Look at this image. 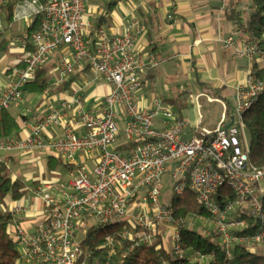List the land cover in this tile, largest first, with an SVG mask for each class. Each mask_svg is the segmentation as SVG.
Listing matches in <instances>:
<instances>
[{"label":"built area","instance_id":"1","mask_svg":"<svg viewBox=\"0 0 264 264\" xmlns=\"http://www.w3.org/2000/svg\"><path fill=\"white\" fill-rule=\"evenodd\" d=\"M14 1L0 0V8ZM87 2L22 0L15 8L17 19L32 16L40 22L23 43L21 62L11 69L0 112L19 106L27 86L51 63L53 54L63 49L56 68L65 78L87 67L111 88L98 108L89 107L80 91H75L70 100L31 125L25 138H0V152H51L69 167L65 182L47 181L38 187L45 221L36 232L28 235L15 224L18 264H115L119 246L112 235L96 249L83 245L89 228L112 225L120 227L121 239L131 243L130 251L151 247L161 238L168 251L184 258L173 202H161L167 179L175 183V195L187 188L194 192L210 215L201 220L216 227L228 258L235 244H264V203L256 191L264 182V165L251 161L243 118L264 94V51L260 48L264 31L261 38L249 41L219 37L225 50L262 66L249 71L236 88L232 120H228L225 103L208 98L223 106L222 121L214 131L202 129L200 136L187 140L183 133L188 123L159 97L148 109L135 101L146 68L156 64L152 55L135 52L139 39L148 33L145 25L133 20L123 35L113 36L87 18ZM260 10L253 1L244 9L250 16ZM50 127L61 128L62 134L49 138L45 131ZM94 157L92 168L86 161L79 162ZM227 188L233 199L222 194ZM24 211L16 202L9 213L14 216ZM243 214L258 224L253 236L234 234L250 227L247 220L238 218ZM91 221L96 224L90 225ZM79 228L87 229L83 240L77 238ZM193 259L203 263L205 257L197 254Z\"/></svg>","mask_w":264,"mask_h":264},{"label":"crops","instance_id":"2","mask_svg":"<svg viewBox=\"0 0 264 264\" xmlns=\"http://www.w3.org/2000/svg\"><path fill=\"white\" fill-rule=\"evenodd\" d=\"M21 1L15 0L12 3V18H9L8 13L9 2L0 8L3 16L0 17V99L11 79L12 67L19 64L23 58V43L35 21L32 16L25 19L16 18L15 8ZM251 2L252 0L247 4H243V0H130L129 4L119 7L118 11L117 7L110 9L111 16L107 17L102 8L95 6L90 9L88 0L86 16L97 27L105 28L113 36L123 35L133 20L140 21L147 28L148 33L139 39L135 52L138 56L152 55L156 58V64L149 65L141 77L142 87L135 97L140 108H152L156 96L167 106L173 103L174 100H168L163 95L173 94L171 85L178 83V73L182 70L185 75H190L200 84L201 93L198 96L204 95L207 100H220L230 105V110L227 106V117L232 120L231 111L236 88L249 71L258 70L262 64L256 60L238 57L234 50H225L218 39L226 38L225 30L236 32L233 23L228 19V12L234 7L244 10ZM88 15H94V18ZM232 35L236 36L228 34ZM236 39L239 40V37ZM63 51L64 49L54 53L51 63L47 66L51 80L57 71V60ZM110 89V85L102 77L87 67L77 69L71 78L63 79L60 76L55 85L42 94H30L26 89L22 103L8 110L20 126L14 137L25 138L31 125L41 122L62 101L70 100L73 92L80 91L89 107L98 108ZM208 102L213 103L209 100ZM199 105L197 110L185 105H179L177 110L173 109L176 115L188 123L183 133L184 139L200 136L202 129H216L203 126ZM79 133L82 134L83 131ZM45 134L51 139H56L62 134V129L50 127L46 129ZM0 158L8 165L11 177L22 181L28 190V194L20 201H14L9 196L1 212L8 213L16 202L21 203L26 211L12 216L11 236L16 239L15 224L21 225L28 235H32L45 221L43 201L37 193L38 187L48 179L51 182H65L68 180L69 167L51 152H0ZM96 159L80 158L79 162L86 161L92 168ZM50 160H54L52 170L49 169ZM55 160L59 166H56ZM60 169H63V172H60ZM36 170H39L41 179L35 178Z\"/></svg>","mask_w":264,"mask_h":264},{"label":"trees","instance_id":"3","mask_svg":"<svg viewBox=\"0 0 264 264\" xmlns=\"http://www.w3.org/2000/svg\"><path fill=\"white\" fill-rule=\"evenodd\" d=\"M259 4L260 11L254 15H248L244 10L234 7L228 12V19L233 23L240 41H249L251 38H261L264 31V0H252ZM9 18L13 16L14 5L8 4ZM39 18H36L29 33L38 29ZM260 48L264 51V40H260ZM49 68L39 72L37 80L27 86L30 94H42L51 88ZM251 149V161L257 165H264V94L259 102L244 115ZM20 130L16 119L8 110L0 112V138L14 137ZM56 166H59L58 161ZM54 160H50L49 169L52 170ZM28 194L26 185L11 177L8 165L0 161V264H18L20 253L17 242L12 238L10 227L12 215L2 213L1 209L6 206L7 198L20 201ZM223 195L233 199L232 192L227 188L222 191ZM220 196L217 199L220 200ZM264 203V197H263ZM174 210L179 221V229L183 241L185 257L179 258L168 251L163 240L158 238L154 245L141 246L130 251L131 243L123 241L120 236V227L93 226L87 231L83 240L86 248L96 249L103 245L106 237L112 235L118 242L119 248L115 258V264H264V244L253 246L247 244H235L231 257L228 258L224 248L220 245L217 231H211L209 235L197 230V221L210 217L209 213L202 208L194 192L187 188L182 195H175L172 199ZM240 220H247L250 227L243 231H235L241 237H249L256 234L258 224L246 215L238 216ZM204 226H211L202 221ZM191 227L190 225H192ZM163 245L160 249L158 246ZM200 254L205 257L203 263L196 262L193 257Z\"/></svg>","mask_w":264,"mask_h":264},{"label":"rangeland","instance_id":"4","mask_svg":"<svg viewBox=\"0 0 264 264\" xmlns=\"http://www.w3.org/2000/svg\"><path fill=\"white\" fill-rule=\"evenodd\" d=\"M243 4H247L248 2H250V0H243ZM130 3V0H89V5H90V9H92L93 7H97L99 9H103L105 12V16H111V12L112 10L110 9H114L115 7H117V10L119 9V7H123L124 5H127ZM91 12V11H90ZM89 14V13H88ZM90 18H94V15H88ZM0 17L2 16V13L0 11ZM225 37L227 38L228 34H235L236 36L232 35L233 37H239L238 33L231 30L226 31L225 30ZM229 37V36H228ZM264 38V35H263ZM178 83H174L173 85H171V88L173 89L172 91V95L171 96H166L163 95L164 98H167L168 100H174L172 101L173 103H169L174 110H177V107L179 105H185L188 108H193L195 107V109L197 110L198 104L201 105V109L200 110V114L202 116V124L204 127H207L209 129H215L216 126L218 125V123L222 120V116L224 113L223 107L220 103L217 102H213V103H209L207 100V97H201L198 101H197V96L201 93V88H200V84L197 82V80H193L192 77L190 75H185L183 73L182 70H180V72L178 73ZM63 77V79H66L59 71H56L54 73V75L52 76V80L50 81L51 87L53 85H55V82L58 80V78ZM229 107V110L231 109L230 105H227ZM233 108L235 107V103H232ZM63 169H60V172ZM35 178H39L41 179V175L39 170H36V176ZM58 180L60 178H57ZM47 181H51V180H47ZM55 181V180H52ZM46 182V181H44ZM174 182H172L171 180L167 179L165 181V188L163 191V195L161 197V202L163 204L169 203L172 201L173 197L175 196V192H174ZM257 191V196L260 200H263L264 197V182L260 183L258 185V187L256 188ZM32 195V194H30ZM90 225L96 224L95 221H91L89 223ZM191 227H193V223L192 225H190ZM87 229L84 228H79L77 231V238L79 240H83L84 236H85V232ZM197 230L200 232H203L207 235H209L211 233V231H215L216 227L214 226H204V223L202 221H197ZM253 249H255L253 246H250Z\"/></svg>","mask_w":264,"mask_h":264}]
</instances>
